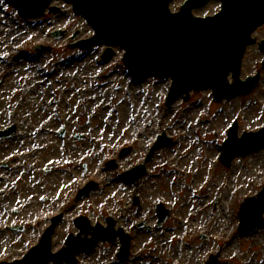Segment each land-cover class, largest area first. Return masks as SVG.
<instances>
[{"label": "rangeland", "instance_id": "374dc122", "mask_svg": "<svg viewBox=\"0 0 264 264\" xmlns=\"http://www.w3.org/2000/svg\"><path fill=\"white\" fill-rule=\"evenodd\" d=\"M184 2L176 0L171 7L176 11ZM53 5L65 14L25 21L0 0V130L16 128L14 137L0 142V262L25 256L49 225L46 217L62 213L52 252L65 247L70 233L78 234L76 217L104 226L112 217L116 228L131 236L130 259L118 262L121 244L116 240L82 253L77 263L46 264H206L212 255H217L216 264H264V224L238 232L240 206L264 186V149L236 158L229 167L220 162L234 121L239 136L264 127L258 45L249 47L241 70L242 79L261 70L251 95L216 103L211 90L192 92L187 102L179 99L167 107L170 78L130 80L121 48L114 49L108 62L102 59L106 45L70 48L94 30L74 15L71 5ZM219 9L214 1L195 15ZM58 30L67 33L56 39L52 33ZM76 32L79 36L72 40ZM254 37L264 40V26ZM38 45L53 50L37 54ZM19 63L29 69L27 74ZM33 74L42 81H34ZM125 111L134 113L126 123ZM163 133L173 144L154 154L147 173L135 182L119 180L145 163ZM21 135L27 141H15ZM128 147L131 154L120 157ZM27 148L26 158L14 159ZM112 161L116 168H107ZM173 169L182 173L175 175ZM90 182L99 188L78 196L77 187ZM159 203L170 211L160 229ZM140 224L144 226L138 228ZM9 226L24 230L10 231Z\"/></svg>", "mask_w": 264, "mask_h": 264}, {"label": "water", "instance_id": "95a60500", "mask_svg": "<svg viewBox=\"0 0 264 264\" xmlns=\"http://www.w3.org/2000/svg\"><path fill=\"white\" fill-rule=\"evenodd\" d=\"M16 7L24 18H39L54 0H6ZM74 5L77 14H81L93 25L96 35L89 40L73 45L86 49L94 44L106 43L121 46L126 49L124 63L137 78L171 76L173 88L167 105L171 106L180 96L189 95L190 90L200 91L208 88L214 90L215 100L231 99L238 95L252 92L258 83L259 76L249 78L246 82L240 80V67L246 47L255 43L251 39L252 32L264 23V0H221L222 11L213 18L201 19L192 15V10L205 6L211 0H188L177 14L170 12L169 6L173 0H65ZM52 14L59 9L51 8ZM61 33H56V36ZM264 51V42L261 44ZM112 50H108V56ZM233 73L234 85H229L227 77ZM189 97L186 96L185 100ZM15 134L14 129L0 132V140ZM262 137L255 140L251 137ZM247 141L237 140V126L229 134L225 143L226 154L235 145L243 147L231 155L224 154L223 162L229 166L233 158L264 148V129L259 133L246 134ZM261 140V141H259ZM257 142V143H254ZM243 144V145H241ZM157 143L153 150L160 148ZM151 151L150 156L153 154ZM232 152V151H231ZM146 171L144 165L132 173L133 179H138ZM264 189L258 198L248 199L242 206L240 230L248 231L263 223ZM160 224L167 218V212L159 208ZM251 218L250 223H248ZM79 226L86 224L78 220ZM102 229V228H100ZM110 229H104V231ZM87 231V227L82 228ZM90 241L70 239L71 246L64 252L74 257L81 250H91L100 239L113 241L99 235L97 229ZM51 239L49 232L41 244L33 251L40 252L43 264L50 258H58L50 254ZM129 240L124 241L119 257L126 260ZM29 256L27 257V259ZM61 260V258H60ZM216 257L212 262L215 264ZM28 264H30L28 262ZM36 264V262H35Z\"/></svg>", "mask_w": 264, "mask_h": 264}, {"label": "bare ground", "instance_id": "6f19581e", "mask_svg": "<svg viewBox=\"0 0 264 264\" xmlns=\"http://www.w3.org/2000/svg\"><path fill=\"white\" fill-rule=\"evenodd\" d=\"M20 65H22V66H24V69H25V74H27L28 72H29V69L23 64V63H19ZM34 72V71H33ZM32 77H33V80L34 81H37V82H41L42 80V77L41 76H39L38 74H33L32 75ZM94 92V91H93ZM92 92V93H93ZM134 113H132L131 111L130 112H128V111H125L124 113H123V121H124V123H126V122H128V119L127 118H130V116L131 115H133ZM50 117H52V116H50ZM27 137L28 136H25V135H21V136H19V137H16V139H15V141H19V143H23L24 141H27ZM28 148L26 149V150H23V151H20L19 153L21 154V153H23V152H25L26 154H28ZM33 150H31L30 152H32ZM172 173L173 174H175V175H179L180 173H182V171L181 170H179V169H173L172 170Z\"/></svg>", "mask_w": 264, "mask_h": 264}]
</instances>
